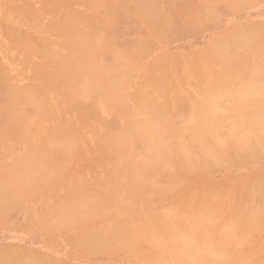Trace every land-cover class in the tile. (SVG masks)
Here are the masks:
<instances>
[{"label":"rangeland","instance_id":"obj_1","mask_svg":"<svg viewBox=\"0 0 264 264\" xmlns=\"http://www.w3.org/2000/svg\"><path fill=\"white\" fill-rule=\"evenodd\" d=\"M70 1L71 3H69ZM78 1L80 0H0V180L2 179L0 181V264H173V259L161 257V252L157 247L158 244L156 245L150 235H144L142 232L138 234V236H141L140 241L138 240L137 242L136 240L135 245L131 246V249L125 248V244L122 243V240L119 239V237L114 239L115 243H112L111 241V244H106V246H104V244L101 247V244H95V234L103 232L97 230H102L105 227L113 225V221L108 217L103 216L102 219L100 218L92 221L94 231H77L73 225L62 221L59 218V214L63 208L76 209L78 207L76 202L78 201L77 199L82 196L80 190V186L82 185L87 188L89 187L88 191L93 189L92 192H90V190L88 193L98 198L107 195L112 199L119 200L124 194V188L113 186L114 184L111 182V177H109L115 176L117 173L115 168L110 165L111 161L109 162V158L111 156L109 158L106 156L107 160H105L106 158L104 159V157L100 158L104 163L99 161L98 157L93 156L95 155L94 153H97V148L95 149L97 141L94 132L91 131L93 127L94 129L100 130V132H104L105 128H109L116 123L111 126V128L118 129V126L119 128L122 127L127 118L129 119L132 117L140 121H149L153 116H156L155 112H161V116L164 117L165 120H169L168 117H165L166 114L164 115L165 111L168 112L167 114L171 115L170 123L172 122L171 124L174 128L172 129L171 126H169L171 128L169 132L171 131L173 134H171V136L167 134V137H172V135L178 134L183 138H188V141H186V143L184 141H176L171 147L172 151L170 150V153H167L169 150H166L167 152L164 151L163 155L164 159H166V161H164L165 164L161 163L160 165L147 167V169H139L138 173L137 170L135 171L137 174L141 175H144L145 173L143 176L145 177V180L143 177L142 179L152 190L146 188L147 191L145 190L144 198L138 199L136 205L137 211L141 213L146 221H148L146 225H151L153 214L157 213L158 210L162 208L161 212L158 213L166 214L168 219L171 220V222L168 220L169 227L184 228L192 218V215L197 214L195 209L204 205L202 202L205 201V197L210 200L209 195L212 198V192H214L215 196L212 198V201L214 200L215 202L214 204L209 203L210 205L212 204L211 207L213 210L207 214L209 215V219H207L208 224L206 225L209 227L204 225L205 230L202 229L201 231H215L211 233L213 240H216L214 237L217 236L216 234L218 231H223L224 229L230 231H256V238L253 235L254 233L249 235V239L252 240L249 245L246 242L245 244L247 246H243L242 249L236 246L230 247L229 249L231 251L235 250V253H231L229 250L231 254L228 252V255H231V260H234L235 262L238 261L239 258H243L246 261L245 264H263L264 215L255 228L248 229L244 228L242 225L245 224L243 221L244 218H246L247 221H250L252 213H259V216L260 214H264V212L260 213V211L264 210V202L262 203V201H260H264V77L262 78V76H264V0H242L239 4L236 3L235 7L228 4L226 0ZM120 1L123 8L119 6L121 5L119 3ZM168 1H171V3H168ZM88 2L89 4H87ZM209 2L211 4L214 3L212 6L216 7L214 8L210 6L211 9L208 7L210 10L208 9L206 11V6H209ZM202 4H204L203 7L206 8L204 11L201 6ZM205 4L207 5L205 6ZM125 8L127 10H124ZM128 8H133L132 11L134 12L130 11ZM79 11L82 18L79 15ZM138 11L139 13H137ZM130 13H132V15H130ZM149 13H151L152 16ZM126 14H128V17H126ZM156 14L159 16H156ZM111 15L113 16L111 17ZM32 16L34 20L32 19ZM197 16L199 17L197 18ZM36 17H38V19H36ZM79 20L82 24L81 29H83L84 32H97V36L94 39L96 44L103 45L105 39H109L108 41H110L114 38L111 40L113 41L112 43L110 41V44L114 48V52L105 53V56L106 54L110 55V57L114 56V58L110 59L121 60L120 63H122L118 65H124L123 67L120 66V68L119 66H115L118 61L116 64L115 61L114 63L112 62L114 65H111L114 69H120V71H118L119 69L116 71L112 70V72L114 71L112 75H115L116 81L118 82H116V86L114 85L115 83L113 85L115 88L117 86L120 87H117L116 89L117 92H119L116 94L118 95L117 99L121 100L117 105L120 109L118 118L114 117L117 116V114L111 110L110 105L103 100L98 93H93L83 99L80 106L76 108L75 105L71 107L62 104L56 91L51 92V96H48L51 113L48 111L46 112L44 109H41L38 111L39 113H36L31 104H29L31 106H26L25 104L19 108L17 107L18 109L16 107H10V99L5 100L6 97L9 98L12 95H10V93H14L12 90L10 92V87L14 86L13 89L19 90V88L21 89L26 86L25 88L28 87L27 89H30V86L43 83V80H41V77L43 78V76L41 75V77H39L40 72L38 66L44 63L45 59L40 55L37 56L38 54L36 55L35 52L29 54L25 48L31 46L32 48L34 47L32 52L35 49L40 51L43 47L42 45L47 44L51 50V58L53 60V63H51L52 61L50 62L49 67H51L52 72L55 71L54 67H57L55 62L59 65V62H62L63 57L68 53L66 44L70 40L67 36V25L69 27L72 25L73 21ZM92 20L94 23H91L93 22ZM87 21L92 24V28L89 27ZM149 23L153 25L150 27ZM258 25L259 28L257 27ZM161 26L162 28L164 27V31ZM134 30L139 32L135 33L136 31L133 32ZM105 32L107 33L105 34ZM53 34H56V36ZM107 35L109 36L107 37ZM24 38L30 40H27L28 42L26 43ZM38 38L42 41L41 48L39 46L41 41H39ZM232 38H235V43L237 42L236 46L233 45L234 40ZM24 41L27 45H25ZM35 41L39 43H36ZM150 41H152V43H149ZM34 42L38 45H35ZM146 42L148 43L147 46ZM138 43L140 45H138ZM239 45L243 48L241 49ZM226 46L229 50L225 49ZM237 47L240 48L237 49ZM141 48L145 51L142 52L143 50ZM232 48H235L236 52L234 51V58L231 57L232 60H230V57L225 56L226 54L231 55L230 49ZM39 51L36 52L38 53ZM56 51L59 54H57ZM122 51L128 52L122 53ZM224 53L226 54L224 55ZM103 55L104 54L99 56L102 63H104L103 60L105 58ZM115 56H120L123 60L117 59ZM241 58L242 60L240 61ZM245 58L247 60H244ZM105 59L109 60L107 56ZM125 59L128 63L124 61ZM258 59H263L259 61L260 63L263 62L261 68ZM225 61L228 63L231 62L229 66ZM247 61V68H244L243 63H246ZM34 62L38 65L36 66ZM108 64H110V62ZM239 64H241L244 69L249 70V72H246L247 74L245 76H239L241 72L239 75L237 74L240 80L237 78L238 76L236 77L237 72L235 70L238 67H241ZM223 65L225 66L224 68H222ZM33 66H36L35 70ZM256 66H258L262 72H259L258 74H261H257L256 77H254L253 69H259ZM223 69L224 71H227L223 73ZM211 70L214 71V74ZM196 73L198 74L196 75ZM228 75H230V77H228ZM201 77H203V79ZM235 78L238 79L237 81H239V83L232 85V90L230 84ZM236 79L234 81H236ZM5 80L8 82V85L10 84V87L8 85V87L6 86L7 83L5 84ZM122 81H124V84L120 83ZM234 81L232 84L237 82ZM243 82L247 83L249 86H243L242 84V87L241 83ZM28 84L30 86H27ZM260 84H262V86ZM252 86L255 87L253 88ZM6 88V91L9 93H7L8 95H6V91L4 90ZM155 88L157 90H155ZM225 88L227 89L225 90ZM241 92L243 93V96ZM55 93L56 96H54ZM173 93H178L179 96L175 94L173 95ZM173 96L175 98L178 96L179 99L176 100L177 98L174 99ZM246 96L250 99H247ZM255 96H258V98ZM180 97H183L184 99ZM167 99L169 100V105L166 103ZM6 103H10V105H7ZM92 103L94 109L93 106L91 107ZM195 103L199 104L197 105L200 106V109L196 107ZM241 103L242 106L240 105ZM252 103H254L253 106ZM155 104L157 105L155 106ZM246 104H249V106ZM237 105L238 107H236ZM82 106L83 108L86 106L88 107L84 109L85 113L83 112L84 110ZM240 106V109L243 110L242 113L239 109ZM97 107L98 109H96ZM201 107H204L203 110ZM81 108L82 111L80 110ZM245 108H247V110ZM88 111H91V113H88ZM194 113L198 114L197 116L199 119ZM207 113H209L208 116ZM79 114L80 117L78 116ZM177 114L180 115L178 116ZM93 115L97 117L96 119L99 118L98 120L94 119L96 122L92 119V117L95 118ZM125 116L129 117L126 118ZM235 116L237 117L235 118ZM23 117L26 119H23ZM183 117L184 120H182ZM79 118L83 119L82 121H85L84 123H86V127L80 125L79 122L81 121H78L80 120ZM196 118L197 120H200L201 124L198 123L199 121L196 122ZM237 118H240L243 121L239 119V122ZM250 118L252 120L253 118H257V121L261 118L259 120L261 125H258L259 123L257 124L255 121V123L253 121L252 123ZM64 120L67 122L73 121L72 123H75L74 127H77L78 132L83 136V139L79 137L78 143L76 141V146H78L77 149L75 148V151H70L71 155L70 153L68 154V157L70 156L69 159L71 160L68 161L69 159H65L67 161L65 162L64 160L65 163L63 162L60 169L52 170L50 165L49 167L41 165L46 159L38 157H42L43 155L50 159L55 157V150L57 151L60 146L55 147V139L52 137L51 131L55 129V126L60 124V121ZM117 120L119 123H117ZM236 121L238 122L236 123ZM247 121L251 122L250 126V122L247 123ZM105 123L110 126L105 127ZM88 124H90L89 127H87ZM103 124L105 125L103 126ZM197 124H199L200 127H196ZM240 124L241 126L239 127ZM173 125H175V127ZM251 125L253 128L252 130L250 129ZM233 128H236L237 130L235 131ZM150 133H153V131H150ZM259 134L263 137L259 136ZM222 136L227 139L221 138ZM231 136H233L234 139H232ZM204 137L206 138L208 146H206V144L203 145L205 141L203 142L202 138ZM240 138L244 139V141ZM250 139L253 141V145ZM56 140L58 141V137ZM183 142L188 144L187 146L191 148L194 154H196L195 156L198 157L204 167L199 169V166L196 165L195 168L198 167L190 177L186 176V169H184L185 171L183 170V175L179 173V170L185 167V161L180 159L184 155L177 149V147L179 143ZM223 144L225 146H223ZM79 145L81 147H79ZM207 147L208 151L206 150ZM182 148L183 147H181V149ZM91 150H95L94 153L91 152ZM203 150L207 153L213 151L215 154H206L208 157L205 159L204 156L206 155H204L205 152L204 154L202 153ZM53 151L55 154H53ZM57 155H60V153L58 152ZM62 157L64 158V156H61V158ZM212 158L215 160L216 158L218 159L214 162ZM38 159L41 160L36 161ZM54 159L56 161L57 159L60 160L58 156ZM111 159L112 157L110 160ZM207 159L213 161L210 162ZM59 160L57 161L58 164L63 159ZM100 165H104L105 168H100ZM8 167L9 169L7 171ZM169 167L171 168L170 171H166V168L169 169ZM22 168L23 171L21 170ZM4 169L5 171H3ZM35 170L37 171L35 172ZM9 171L10 174L8 173ZM110 171L111 173L109 174L108 172ZM3 173L5 174L2 175ZM20 174L22 175V179ZM103 175L108 176V179L105 180L106 178ZM2 176L4 177L2 178ZM6 176H8V178ZM14 176H17L18 179L20 177V179L18 180L17 177L15 178ZM193 176H197V180H193ZM96 179L99 185L97 183L94 184ZM98 179H100V182H98ZM5 181L7 182L5 183ZM150 182H153V184ZM150 184H152L154 188L156 187V189L150 186ZM158 184L159 188L161 186L163 189L160 188L161 190H157ZM97 186H100L101 189ZM215 189H217V191H214ZM168 190H170L171 195L167 193ZM221 191L222 194H218L221 193ZM165 193L169 195L167 196ZM197 193L200 196L196 195ZM102 194L103 196H100ZM257 194L258 198L256 197ZM160 195L165 197L160 199ZM195 196L197 200L195 199ZM197 196L200 197V199L197 198ZM5 197H7L6 200ZM184 198L186 199L184 200ZM199 200L202 202L199 203ZM161 202L167 203L164 205ZM195 203L197 204V207L195 206ZM191 204L193 205V208H191ZM214 210H217L218 213ZM213 211L217 214L214 215V213H212ZM211 213L213 215H211ZM237 221L239 222L237 223ZM162 226H164V224H162ZM216 226L219 228L217 227V229ZM152 228V225L150 228L145 226L143 230L151 231L150 229ZM132 235L135 236L134 233ZM87 238H92L94 240L91 239L88 242ZM257 238L258 241H256ZM79 239L80 241H78ZM85 242L86 244H83ZM138 244L140 247H137ZM38 253L41 254L40 257ZM143 253H145V255ZM36 257L38 258L37 261ZM15 258L17 261H15ZM235 262L227 260L225 264H237Z\"/></svg>","mask_w":264,"mask_h":264},{"label":"bare ground","instance_id":"obj_2","mask_svg":"<svg viewBox=\"0 0 264 264\" xmlns=\"http://www.w3.org/2000/svg\"><path fill=\"white\" fill-rule=\"evenodd\" d=\"M82 0L78 1V2H81ZM118 1V0H117ZM136 1V0H135ZM209 1V0H208ZM207 1V2H208ZM212 1V0H211ZM215 1V0H214ZM242 0H226V2H228V4L232 5V6H236V3L239 4ZM139 2V1H138ZM171 3V1H168V3ZM71 3V1L69 2ZM121 4V1L119 2ZM117 3V4H119ZM140 3V2H139ZM206 3V2H204ZM210 3V2H209ZM207 3V4H209ZM73 4V3H72ZM89 4V2L87 3ZM205 4V6L207 5ZM214 3H210L209 6H206V8L203 7L204 4H202L201 6L203 7V11L204 9H206V11L209 9L208 7L212 6ZM171 5V4H170ZM248 5V4H247ZM112 6V5H110ZM119 6H123L122 4L119 5ZM125 6V5H124ZM89 7V6H88ZM117 7V6H116ZM139 7V6H138ZM137 7V8H138ZM152 7V6H151ZM175 7V6H174ZM212 7H216V6H212ZM92 8V7H91ZM123 8V7H122ZM105 9V8H104ZM118 9V8H117ZM116 9V10H117ZM130 9V11L133 10V8H128ZM136 9V8H135ZM134 9V10H135ZM211 9V7H210ZM209 9V10H210ZM119 10V9H118ZM123 10V9H122ZM124 10H127L126 8ZM137 10V9H136ZM144 10V8H143ZM104 11V10H103ZM121 11V10H120ZM142 11V9H141ZM145 11V10H144ZM177 11V10H176ZM205 11V12H206ZM77 12V11H76ZM82 12V11H81ZM98 12V11H97ZM101 12V10H100ZM107 12H110V11H107ZM134 12V11H132ZM202 12V11H200ZM22 13V12H21ZM128 13V12H127ZM136 13V11H135ZM139 13V11L137 12ZM95 14V13H94ZM98 14V13H97ZM96 14V15H97ZM100 14V13H99ZM151 15V13H149ZM199 14V13H198ZM202 14V13H201ZM38 15V14H37ZM76 15V13H75ZM79 15H80V11H79ZM87 15V14H86ZM123 15V14H122ZM127 15V16H126ZM124 16L128 17V14H126ZM130 15H132V13H130ZM200 15V14H199ZM64 16V15H63ZM84 16V15H83ZM113 15H111L112 17ZM138 16V15H137ZM152 16V15H151ZM156 16H159L156 14ZM189 16V15H188ZM216 16V15H214ZM35 17V16H34ZM74 17V16H72ZM76 17V16H75ZM81 17V15H80ZM86 17V16H85ZM96 17V16H94ZM199 16H197L198 18ZM82 18V17H81ZM80 18V19H81ZM117 18V17H116ZM196 18V17H195ZM196 18V19H197ZM205 18V17H204ZM32 19H33V16H32ZM36 19H38V17H36ZM76 19V18H75ZM84 19V17H83ZM87 19V18H86ZM201 19V18H200ZM34 20V19H33ZM105 20V19H104ZM118 20V19H117ZM156 20V19H155ZM161 20V18H160ZM206 20V19H205ZM93 21V20H92ZM102 21V20H101ZM100 21V22H101ZM111 21V20H110ZM199 21V20H198ZM84 22V21H83ZM88 22V21H87ZM99 22V23H100ZM203 22V20H202ZM85 23V22H84ZM89 23V27L92 28V24ZM86 23V24H88ZM91 23H94L91 22ZM169 23V22H168ZM257 23V22H256ZM55 24V23H54ZM111 24V22H110ZM137 24V23H136ZM150 24V23H149ZM158 24V23H157ZM192 24V23H191ZM64 25V24H63ZM81 22L80 20L79 21H73L72 22V25L68 27L67 25V31H68V38H69V42H67L66 44V49L68 50V53L66 54V56L63 57V61L62 62H59V65H57V62H55L56 64V68L54 67L55 71H51V67H49V64L50 62L53 63V60H52V54H51V50L49 49V47L47 46V44H44L42 45L43 47L41 48V44H42V41L41 43L39 42H36V43H39L40 45V48L41 50H37L35 49L36 51H39L38 53L34 50L32 52V48L31 46H27L25 48V50H27L29 52V54H33L34 52L36 53L37 56H41L45 59L44 63L40 64L38 67H39V77H41V75L43 76V78L41 77V80H43V83L40 84V85H34V86H30L29 84L27 86H30V89H27L25 87L23 88H19L18 89H13L14 86L10 87L8 85V82L5 80V84L6 86L8 85L10 88V92L12 90V92L14 93H10V96L9 98L6 97L5 100H9V102L11 103H6L7 105L9 104L10 107H20V106H23L26 104V106H31L35 109L36 113H39L38 111H40L41 109H44L46 110V112L48 111L49 113H51V107H50V101L48 99V96H51V92H55L57 93V96H59V98L61 99V103L62 104H66L67 106H76L79 107L80 106V103L82 102L83 99L87 98L88 96H90L91 94L93 93H98L101 98L103 100H105L111 107V110L113 112H115L117 114V116H114L116 118H118V113L120 114V109L119 107H117L118 105V102L121 101L118 98V95H116L117 93V86L115 88V86L117 85V81H116V77L115 75H112V73L116 70H118L121 67H123L124 65H118V64H121L120 61L121 60H115V59H110V58H114V56L110 57V55L106 54L107 58L108 59H105L106 56H105V53H111V52H114V48L113 46L110 44V41L114 38H112L110 41H108L109 39H105V42L104 44L100 45V44H96L94 39L95 37L97 36V32H84L83 29H81ZM85 25V24H84ZM83 25V26H84ZM96 25V24H95ZM113 25V24H112ZM115 25V24H114ZM153 25V24H152ZM151 24L149 25L150 27L152 26ZM161 25V24H160ZM171 25V24H170ZM255 25V24H254ZM253 25V26H254ZM257 25V24H256ZM60 26V25H59ZM158 26V25H156ZM249 26V25H248ZM49 27V26H48ZM54 27V26H53ZM111 27V26H110ZM109 27V28H110ZM155 27V26H154ZM250 27V26H249ZM259 28V25L257 26ZM162 28V26H161ZM164 28V27H163ZM162 28V30H163ZM191 28V27H190ZM252 28V26H251ZM90 29V28H89ZM95 29V28H93ZM141 29V28H140ZM168 29V28H167ZM254 29V28H253ZM91 30V29H90ZM97 30V29H96ZM103 30V29H102ZM143 30V29H142ZM160 30V29H159ZM157 30V31H159ZM193 30V29H192ZM241 30V29H240ZM248 30V29H246ZM16 31V29H15ZM61 31V30H60ZM106 31V30H105ZM132 31V30H131ZM136 31V32H135ZM164 31V30H163ZM254 31V30H252ZM251 31V33H252ZM259 31V30H258ZM257 31V32H258ZM51 32V31H50ZM59 32V30H58ZM133 32L135 33H138L139 31L137 30H134ZM132 32V33H133ZM165 32H166V29H165ZM237 32V31H235ZM240 32V31H239ZM245 32V31H244ZM10 33H12L10 31ZM107 32H105L106 34ZM143 33V32H141ZM164 33V32H162ZM246 33V32H245ZM30 34V33H29ZM57 34V33H56ZM56 34H53L56 36ZM61 34V33H59ZM66 34V33H65ZM254 34V32H253ZM264 34V33H263ZM9 35V34H8ZM13 35V33H12ZM20 35V34H19ZM31 35V34H30ZM111 35V34H109ZM107 35V37L109 36ZM236 35V34H235ZM261 35V34H260ZM114 36V34H113ZM252 36V35H251ZM249 36V37H251ZM254 36V35H253ZM21 37V36H20ZM27 37V36H26ZM115 37V36H114ZM118 37V36H117ZM263 37V36H262ZM30 38H33V37H30ZM66 38V37H65ZM231 38V37H230ZM247 38H248V35H247ZM117 39V38H116ZM233 40L235 38H232ZM244 39V38H243ZM263 39V38H262ZM24 40L26 41V43L30 40H27L24 38ZM33 40V39H32ZM36 40V38H35ZM118 40V39H117ZM264 40V39H263ZM23 41V39H22ZM24 41V43H25ZM34 41V40H33ZM32 41V42H33ZM11 42V41H10ZM9 42V43H10ZM34 42V44H35ZM113 41H111L112 43ZM116 42V41H115ZM114 42V44H115ZM17 43V42H16ZM23 43V42H21ZM25 43V45H27ZM147 43V42H146ZM149 43H152V41H150ZM237 43V42H236ZM236 43H235V40H234V43L233 45L236 46ZM130 44V43H129ZM131 44H134V43H131ZM136 44V43H135ZM22 45V44H21ZM24 45V44H23ZM35 45H38V44H35ZM118 45V44H117ZM124 45V44H123ZM128 45V44H127ZM138 45H140L138 43ZM148 45V43L146 44V46ZM238 45V44H237ZM18 46H19V43H18ZM38 46V47H39ZM132 46V45H131ZM130 46V47H131ZM145 46V44H144ZM154 46V45H153ZM223 46V45H222ZM240 46V45H239ZM143 47V46H142ZM158 47V46H157ZM241 47V46H240ZM240 47H237L240 48ZM116 48V47H115ZM133 48V47H132ZM152 48V47H151ZM155 48V47H154ZM236 48V47H235ZM230 49V54L231 55H228L226 53H224V55L226 54L225 57H230L229 59L232 60L231 57L234 58L233 54H235L236 52V49ZM243 47H241L242 49ZM21 49V47H20ZM122 49V48H121ZM120 49V50H121ZM140 49V48H139ZM142 49V48H141ZM227 49V46L226 48ZM224 49V50H225ZM246 49V48H245ZM143 50V49H142ZM141 50V51H142ZM229 50V49H227ZM226 50V51H227ZM240 50V49H239ZM145 50H143L142 52H144ZM148 51V50H147ZM235 51V52H234ZM241 51V50H240ZM239 51V52H240ZM125 52L127 53L128 51H122V53ZM223 52V51H221ZM233 52V53H231ZM57 54H59L57 51H56ZM124 53V54H125ZM28 54V53H27ZM103 55L104 58V63L101 62V60L99 59V56L100 55ZM130 54V53H129ZM127 54V55H129ZM137 54V53H136ZM221 54V53H220ZM238 54V53H237ZM5 55V54H4ZM55 55V54H54ZM228 55V56H227ZM3 56V55H2ZM28 57V56H27ZM40 57V58H41ZM117 59H122L120 56H115ZM129 57H131L129 55ZM39 58V57H38ZM249 59V58H248ZM106 60V61H105ZM113 60V61H112ZM123 60V59H122ZM235 60V59H233ZM242 60V58L240 59V61ZM244 60H247L246 58ZM260 60H263V59H258V62ZM115 61V64L118 63L115 65V66H119L118 69H114L113 66L111 65H114ZM125 62L126 59L124 60ZM250 61V60H249ZM264 61V60H263ZM25 62V61H24ZM110 62V64H108ZM113 62V63H112ZM243 62V61H242ZM241 62V63H242ZM35 63V62H34ZM128 63V62H127ZM224 63V62H223ZM225 63L227 64L228 62L225 61ZM224 63V64H225ZM231 62L228 63V66ZM247 63V64H246ZM246 63H243V67L247 68V65H248V61ZM213 64V63H212ZM211 64V65H212ZM246 64V65H245ZM260 68H261V64L260 63ZM36 65V63H35ZM38 65V64H37ZM36 65V66H37ZM210 65V63H209ZM241 66V64H239ZM264 65V64H263ZM27 66V65H26ZM35 66V67H36ZM142 66V65H141ZM24 67V66H23ZM22 67V68H23ZM34 67V66H33ZM35 67H34V70H35ZM37 67V68H38ZM225 66L223 65L222 68H224ZM227 67V66H226ZM242 66L240 68L239 67L236 70V77L239 75H243L245 76L247 73L246 72H249L248 69H244ZM257 68H259L258 66H256ZM263 67V66H262ZM140 68V67H139ZM253 69V72H254V77H256V75L259 73V72H262L260 71L261 69ZM264 68V67H263ZM26 69V68H25ZM231 69V68H230ZM229 69V70H230ZM1 70V68H0ZM112 70H114L112 72ZM214 70V69H213ZM222 70V69H221ZM228 70V68H227ZM227 70L224 71L223 69V73L226 72ZM248 70V71H247ZM120 71V69L118 70ZM203 71V70H202ZM212 71V70H211ZM231 71V70H230ZM2 72L4 73V71L2 70ZM213 74H214V71H212ZM264 73V71H263ZM262 73V74H263ZM7 74V73H6ZM37 74V73H36ZM35 74V75H36ZM198 73H196L197 75ZM231 74V73H230ZM238 74V75H237ZM261 74V73H260ZM258 74V75H260ZM224 76V74H223ZM239 76L237 78H239ZM262 76V75H261ZM5 77V76H3ZM197 77V76H196ZM219 77V76H218ZM228 77H230V75H228ZM264 76H262L263 78ZM161 78V76H160ZM159 78V79H160ZM203 79V77H201ZM258 78V77H257ZM260 78V77H259ZM119 79V78H118ZM123 79V78H121ZM158 79V80H159ZM215 79V78H213ZM218 79V78H217ZM223 79V78H222ZM231 79V78H230ZM236 79V78H235ZM234 79V80H235ZM8 80V79H7ZM182 80V79H181ZM198 80V78H197ZM219 80V79H218ZM233 80V81H234ZM238 79H236L237 81ZM240 80V78H239ZM251 80V79H249ZM262 80V79H261ZM264 80V78H263ZM200 81V80H199ZM232 81V83H233ZM234 81V82H236ZM253 81V79H252ZM251 81V82H252ZM256 81V80H254ZM117 82V83H116ZM124 81L120 82V83H123ZM221 82V81H220ZM257 82V81H256ZM115 83V84H114ZM216 83V82H215ZM226 83V82H225ZM230 84L231 86L232 85H235L237 83H239V81H237L236 83L234 84ZM254 83V82H252ZM115 86H114V85ZM124 84V83H123ZM163 84V83H162ZM191 84V83H190ZM249 86L247 85V83H241V86ZM255 84V83H254ZM259 84V83H258ZM219 85H222V84H219ZM262 86V84H260ZM7 86V87H8ZM242 86V87H243ZM251 86V85H250ZM257 86V85H256ZM22 87V86H21ZM32 87V88H31ZM164 87V86H162ZM193 87V86H192ZM240 87V85H239ZM241 87V88H242ZM253 87V86H252ZM255 87V86H254ZM253 87V88H254ZM12 88V89H11ZM120 88V87H119ZM173 88V86H172ZM213 88V87H212ZM217 88V87H216ZM233 88V86L231 87V89ZM249 88V87H248ZM258 88V87H257ZM262 88V87H261ZM23 89V90H22ZM160 89V88H159ZM177 89V88H176ZM227 88H225L226 90ZM247 89V88H245ZM244 89V90H245ZM263 89V88H262ZM5 91L7 90L4 89ZM121 90V89H120ZM155 90H157L155 88ZM161 90V89H160ZM203 90V89H202ZM214 90V89H213ZM230 90V88H229ZM233 90V89H232ZM240 90V89H239ZM251 90V89H250ZM162 91V90H161ZM160 91V93H161ZM175 91V90H174ZM173 91V92H174ZM204 91V90H203ZM236 91V90H235ZM241 91V90H240ZM243 91V90H242ZM256 91V90H255ZM4 92V91H3ZM227 92V91H226ZM6 95H8L9 93L6 91L5 92ZM8 93V94H7ZM56 93L54 94V96H56ZM121 93V92H120ZM163 93H164V90H163ZM237 93V92H235ZM242 93V92H241ZM124 94V93H123ZM156 94V93H155ZM178 95V93H173V95ZM190 94V93H189ZM203 94V93H202ZM228 94V93H227ZM95 95V94H94ZM239 95V94H238ZM237 95V96H238ZM256 95V94H255ZM123 96V95H122ZM179 96V95H178ZM176 96V98L173 96L174 99L178 100L179 97ZM191 96V95H190ZM242 96H243V93H242ZM245 96V95H244ZM159 97V96H157ZM184 97V96H183ZM183 97H180V98H183ZM247 97V96H246ZM250 97V95H249ZM253 97V96H252ZM258 98V96H255ZM261 97V96H260ZM96 98V97H95ZM193 98V97H191ZM216 98V97H215ZM237 98V97H236ZM251 98V97H250ZM247 97V99H250ZM121 99V98H120ZM153 99V98H152ZM184 99V98H183ZM194 99V98H193ZM252 99H256V98H252ZM195 100V99H194ZM243 100V99H242ZM87 101V100H86ZM90 101V100H89ZM167 104H168V99L166 100ZM174 101V100H173ZM186 101V100H185ZM245 101H246V98H245ZM250 101V100H249ZM123 102V100H122ZM154 102V101H153ZM176 102V101H175ZM182 102V101H181ZM197 102V101H196ZM235 102V101H233ZM242 102V101H241ZM91 103V102H90ZM121 103V102H120ZM119 103V104H120ZM170 103V102H169ZM199 103V102H198ZM198 103H195L196 107H198L200 109V106H198L199 104ZM236 103H239V102H236ZM243 103V102H242ZM242 103L240 104L242 106ZM256 103V102H255ZM31 104V105H29ZM180 104V103H179ZM189 104V103H188ZM198 104V105H197ZM251 104V102H250ZM154 105V104H153ZM157 104H155L156 106ZM169 105V104H168ZM184 105V104H183ZM239 105V104H238ZM238 105L236 107H238ZM244 105V104H243ZM247 106H249V104H246ZM245 105V106H246ZM254 105V103H252V106ZM84 106V105H83ZM82 106V108H83ZM93 106V103L91 105V107ZM179 106V105H178ZM185 106V105H184ZM187 106V105H186ZM241 106L239 107V109L241 108ZM87 107V106H86ZM84 107L83 110L86 108ZM159 107V106H157ZM8 108V107H7ZM17 108V109H18ZM28 108V107H26ZM31 108V107H30ZM58 108V107H57ZM70 108V107H69ZM68 108V110H69ZM82 108L80 109L82 111ZM88 108V107H87ZM121 108V107H120ZM169 108V107H167ZM180 108V107H179ZM202 108V107H201ZM204 108V107H203ZM202 108V110H203ZM206 108V107H205ZM250 108V107H248ZM32 109V108H31ZM61 109V108H60ZM74 109V107H73ZM93 109H94V106H93ZM92 109V110H93ZM98 109V107L96 108ZM102 109V107H101ZM171 109V108H170ZM176 109V108H175ZM189 109V108H187ZM191 109V107H190ZM197 109V110H199ZM247 110V108H245ZM245 109H244V112H245ZM27 110V109H26ZM72 110V109H71ZM79 110V111H80ZM90 110V108H89ZM138 110V109H136ZM143 110V109H142ZM164 110V109H163ZM208 110V109H206ZM211 110V109H210ZM209 110V111H210ZM241 110V113L243 112L242 109ZM76 111V110H75ZM109 111V110H108ZM158 111V110H157ZM169 111V110H168ZM193 111V110H192ZM205 111V110H204ZM224 111V109H223ZM12 112V111H11ZM14 112V111H13ZM66 112V111H65ZM85 113V110L83 111ZM82 112V113H83ZM91 113V111H88V113ZM97 112V110H96ZM199 112V111H198ZM207 112V111H206ZM216 112V111H215ZM227 112V111H225ZM239 112V111H238ZM7 113V112H6ZM70 113V111H69ZM81 113V114H82ZM93 113V112H92ZM168 112L165 111L164 112V115L165 117H168L169 120H165L164 117L161 116V112H155L156 116L152 117L151 120L149 121H140V120H137V119H134V118H127L129 116H125L127 118V120H125V123H123L122 127L119 128L118 126V129H112L111 126L115 125L116 123H114L113 125H106L103 124V126L105 125V127L107 126H110L109 128H105V131L104 132H100V130H97V129H93L91 131L94 132V136L96 138V141H97V146H95V149L97 148L96 152L97 153H94L95 150H91V152H93L95 155H93L94 157H98L99 158V161L100 158L104 157V159L106 158V156H108V158L111 156L112 159L110 160L109 158V162L111 161V166H113L116 170V175L115 176H108L111 177V182L112 184H114L113 186H119V187H122L124 188V194L122 196L121 199L117 200V199H112L111 197H108L107 195H104V197H101V198H98V197H94L92 195H90L88 192L91 190L88 191V188L84 185L80 186V190H81V193H82V196H80L76 202L77 204V208H63L59 214V218L62 220V221H65V222H68L70 223L71 225H73V227L77 230V231H94L93 229V222L94 220H98V219H102L103 216L105 217H108L109 219H111V221H113V225L109 226V227H105L103 228L102 230H97V231H103V232H98L95 234V244L96 243H99L101 244V247L102 245L106 246V244H111V241L112 243L114 242V239L115 238H118L122 240V243L125 244L122 245L124 246L125 248H128V249H131V246H134L135 243H136V240L138 242V240L140 241V235L138 236V234H140V232L144 233V235H150L154 242L156 243V245L158 244V248L161 252V257L163 258H166V259H173V264H225L228 261H233L235 262L234 260H231V257L228 255V252H229V248L230 247H233V246H236V247H240L242 249L243 246H247L245 243L247 242L248 245L250 244V242L252 240L249 239V235L250 234H253L256 238V234L255 232L256 231H230V230H226L224 229L223 231H218V233L216 234L217 236L214 237V239L216 240H213V236L211 235L212 232H215V231H201L202 229H204V225L208 224L207 222V219H209V215H207L208 213L211 212L212 207L211 205L214 204V200L212 201V198H214V192H212V198L211 196L209 195V199L208 200L206 197H205V201H201L204 205L198 207V209H195L197 214L196 215H192V218L188 221V223L184 226V228H180V227H169V221L171 222L170 219H168V217L166 216V214H159L158 212H161V209L158 210L157 213H154L153 214V219H152V222H151V225L153 226L152 229H150L151 231H144L143 229L145 228V226L147 227H151V225H146L148 221L145 220L144 217H142L141 213H139L137 211V202H138V199H141V198H144V194H145V190L146 188H149L151 190V187L148 186V184L144 181L145 180V177H143L145 175H141V174H137L138 173V170L139 169H147V167H150V166H153V165H160L161 163H164V161H166V159H164V155H163V152L166 151V150H169L167 153H170L172 151L171 147L173 146V144L176 142V141H184L186 143V141H188V138L186 139V137H182V136H179L178 134L177 135H172V137H169L171 136V131L169 132V130L174 129L172 127V122L170 123V114H167ZM218 113V112H217ZM220 113V112H219ZM250 113V112H249ZM102 114V113H101ZM125 114V113H124ZM123 114V116H124ZM129 114V113H127ZM148 114V113H147ZM196 114V113H194ZM209 113H207V116H208ZM7 115V114H6ZM24 115V114H22ZM83 115V114H82ZM91 115V114H90ZM97 115V114H96ZM98 115H99V112H98ZM97 115V116H98ZM104 115V114H103ZM145 115V114H143ZM175 115V114H174ZM178 115V114H177ZM180 115V114H179ZM178 115V116H179ZM198 114H196V117L199 119V117L197 116ZM219 115V114H218ZM80 117V114L78 115ZM86 116V115H85ZM88 116V114H87ZM95 118L92 117L93 121L95 120H98L96 119L97 117L95 115H93ZM131 116V114H130ZM261 116V115H260ZM36 117V116H35ZM175 117V116H174ZM237 116H235L236 118ZM240 117V115H239ZM7 118V117H6ZM90 118V117H88ZM108 118V117H107ZM110 118V117H109ZM123 118V117H122ZM172 118V117H171ZM196 118V122L199 121L198 123H200V120H197ZM23 119H26L23 117ZM78 119V118H77ZM80 119V118H79ZM91 119V118H90ZM95 119V120H94ZM111 119V118H110ZM125 119V118H123ZM238 119V118H237ZM240 119V118H239ZM238 119V120H239ZM245 119V118H243ZM251 119V118H250ZM261 119V118H260ZM259 119V120H260ZM83 119H80L78 121H81L79 122L80 125H84V127H86V123H84L85 121H82ZM115 120V119H114ZM178 120V119H177ZM184 120V117L183 119ZM181 120V121H182ZM208 120V118H207ZM230 120V119H229ZM235 120V119H234ZM242 120V119H240ZM239 120V122H240ZM259 120L257 121V118H253V120L251 119V122L255 121L258 125H261L259 122ZM18 121V120H17ZM71 121V120H70ZM104 121V120H103ZM108 121V120H107ZM111 121V120H110ZM118 121V120H117ZM179 121V120H178ZM180 121V122H181ZM243 121V120H242ZM73 122V121H72ZM72 122H67V121H60V124L55 126V129H53L51 132H52V137H54L55 141H54V145L55 147L56 146H60V148L53 154H55V157L58 156V158H60V161L59 159H57V161L59 160V164L57 163V161L54 159L55 157H53V159H50L48 158L47 156H42V157H38V158H41V159H46L44 161L43 164L41 165H46L49 167V165L52 167L51 169L52 170H58L60 169V167L63 165V162L65 159H69L70 156L68 157V154L70 153V151L74 150L75 151V148L77 149L78 146H76V141L78 143V139L79 137H81L83 139V136H81L78 132V129L77 127H74L75 123L73 124ZM96 122V121H95ZM105 122V121H104ZM109 122V121H108ZM116 122V121H115ZM190 122V121H189ZM193 122V121H192ZM229 122V121H228ZM238 121H236L237 123ZM250 122V121H247V123ZM251 122L249 123V126L251 124ZM252 122V123H253ZM254 122V123H255ZM19 123V122H18ZM21 123V122H20ZM119 123V121L117 122ZM179 123V122H177ZM183 123V122H182ZM226 123V122H225ZM244 123V122H243ZM246 123V122H245ZM246 123V124H247ZM168 124V125H167ZM170 124V125H169ZM174 124V123H173ZM181 124V123H180ZM199 124L196 125V127H200ZM242 124V123H241ZM241 124L239 125V127L241 126ZM90 124H88L87 127H89ZM179 125V124H178ZM207 125V124H206ZM254 125V124H253ZM257 125V126H258ZM7 126V125H6ZM22 126V125H21ZM73 126V127H72ZM168 126V127H167ZM171 126V128L169 127ZM175 127V125H173ZM179 127V126H177ZM255 127V126H254ZM74 128V129H73ZM249 128V127H248ZM218 129V128H217ZM235 131L237 130L236 128H233ZM250 129L252 130V125L250 127ZM249 129V130H250ZM256 129V127H255ZM176 130V129H175ZM175 130H172V131H175ZM260 130V129H259ZM150 131H153V133H150ZM178 131V130H177ZM189 131V130H188ZM187 131V132H188ZM234 131V132H235ZM90 132V131H89ZM217 132V130H216ZM233 132V133H234ZM253 132V131H251ZM87 133V131H86ZM176 133V132H175ZM214 133V132H213ZM254 133V132H253ZM42 134V133H41ZM79 134V135H78ZM167 134H169V136L167 137ZM218 134V132H217ZM212 135V134H211ZM6 136V135H5ZM4 136V137H5ZM49 136V135H48ZM259 136H262L261 134H259ZM3 137V136H2ZM7 137V136H6ZM58 137V141L56 140V138ZM90 137V136H89ZM232 139L233 136H231ZM258 137V136H257ZM263 137V136H262ZM261 137V139H262ZM198 138V137H197ZM205 138V137H204ZM203 139V142L205 141V143H203V145L206 144V138ZM221 138L223 139H227L225 138L224 136H222ZM244 138V137H243ZM7 139V138H6ZM196 139V137H195ZM242 139V138H240ZM239 139V141H240ZM259 139V138H258ZM3 140V139H2ZM220 140V138H219ZM219 140H216V141H219ZM222 140V139H221ZM244 141V139H242ZM257 140V139H255ZM263 140V139H262ZM86 141V140H85ZM195 141V140H194ZM208 141V140H207ZM223 141H226V140H223ZM246 141V140H245ZM250 141L252 142V145H253V141L250 139ZM261 141V140H260ZM264 141V140H263ZM262 141V142H263ZM179 143L177 149L182 152V154L184 156H182L180 159L185 161V167L181 168L179 170V173L180 174H184L183 173V170L186 169L185 173H186V176L190 177L191 174H193L197 167L199 166V169L200 168H204L201 164V162L199 161L198 157H196L194 154V152L191 150V148H189L187 145L188 144H185V143ZM230 142V141H228ZM238 142V141H236ZM248 142V141H247ZM246 142V144H247ZM3 143V142H2ZM219 143V142H218ZM223 143V142H222ZM221 143V144H222ZM226 143V142H225ZM224 143V144H225ZM234 143V142H233ZM221 144H220V147H221ZM223 144V146H225ZM227 144V143H226ZM264 144V142H263ZM76 147H75V146ZM219 145V144H218ZM251 145V144H250ZM210 146V145H209ZM222 146V147H223ZM245 146V145H244ZM79 147H81L79 145ZM88 147V146H87ZM181 147H183L181 149ZM191 147V146H190ZM74 148V149H73ZM205 148V147H204ZM253 148V146H252ZM42 149V148H41ZM40 149V150H41ZM50 149V148H49ZM89 150V149H88ZM171 150V151H170ZM206 150L208 151V147L206 148ZM212 150V149H211ZM249 150V148H248ZM250 151V150H249ZM60 153V155H57V153ZM205 152V154H204ZM91 153V154H93ZM201 153V152H200ZM204 155L206 154H215L213 151H209V153H207L205 150H203L202 152ZM243 153V151H242ZM254 153V152H253ZM48 154V153H46ZM202 154V155H203ZM241 154V153H240ZM71 155V153H70ZM24 156V155H23ZM35 156V154H34ZM60 156V157H59ZM61 156H64V158ZM201 156V155H200ZM257 156V155H256ZM25 157V156H24ZM27 157V156H26ZM29 157V156H28ZM66 157V158H65ZM92 157V155H91ZM205 159L208 157L207 155L204 156ZM212 157V155H211ZM219 157V156H218ZM84 158V157H83ZM140 158V159H139ZM240 158V156H239ZM41 159H38L36 161H39ZM48 159V160H47ZM210 159V158H209ZM214 160V162L218 159L216 158V160L214 158H212ZM53 162H51V161ZM71 159H69L68 161H70ZM95 160V159H94ZM98 160V159H97ZM107 160V158L105 159ZM198 160V161H197ZM208 160V159H207ZM213 160H208L210 162H212ZM35 161V162H36ZM55 161V162H54ZM67 160H65L66 162ZM96 161V160H95ZM64 162V163H65ZM86 162V161H85ZM102 162V161H101ZM19 163V162H17ZM88 163V162H86ZM104 163V162H102ZM205 163V162H204ZM203 163V164H204ZM217 163V162H216ZM219 163V162H218ZM20 164V163H19ZM69 164V162H68ZM66 164V165H68ZM165 164V163H164ZM17 165V164H15ZM22 165V164H21ZM198 165L196 168L195 166ZM9 166V164H8ZM24 166V165H23ZM101 167L100 168H105L104 165H100ZM217 166V165H216ZM15 167V166H14ZM27 167V166H26ZM30 167V166H29ZM33 167V166H32ZM47 167V168H48ZM65 167V166H64ZM167 167V166H165ZM171 167V166H170ZM166 168V171H170V168ZM13 168V167H12ZM11 168V169H12ZM19 168V166H18ZM25 168V167H24ZM37 168V167H36ZM34 168V169H36ZM211 168V167H210ZM9 167L7 168V171H8ZM10 169V170H11ZM16 170V169H15ZM23 171V168L21 169ZM39 170V168H38ZM137 170V173L135 172ZM173 170V169H172ZM5 171V169L3 170ZM12 171V170H11ZM20 171V170H19ZM26 171V170H25ZM37 170H35L36 172ZM108 171V170H106ZM34 172V171H33ZM173 172V171H172ZM10 174V171L8 172ZM13 173V172H12ZM25 173V172H23ZM22 173V174H23ZM29 173V172H28ZM109 174L111 173L108 172ZM5 173H3L2 175H4ZM8 174V175H9ZM18 174V173H17ZM52 174V173H51ZM14 175V174H13ZM21 176V179H22V175L20 174ZM26 176V175H24ZM28 176V175H27ZM104 176V175H103ZM102 176V177H103ZM108 176H104L105 180H107ZM4 176H2L3 178ZM8 178V176H6ZM15 178L17 176H14ZM142 177L144 178V180L142 179ZM197 176H193V180L196 179ZM18 179V177H17ZM20 179V177H19ZM18 179V180H19ZM24 179V178H23ZM36 179V178H35ZM82 179V178H80ZM102 179V180H104ZM2 180V179H1ZM0 180V181H1ZM4 180V179H3ZM6 180V179H5ZM10 180V179H8ZM13 180V179H12ZM34 180V179H33ZM197 180V179H196ZM31 181V180H30ZM7 181H5L6 183ZM13 182V181H11ZM16 182V181H15ZM40 182V181H39ZM71 182V181H70ZM98 182H100V179H98ZM102 182V181H101ZM41 183V182H40ZM97 183V179L95 180L94 184ZM110 183V182H108ZM153 184V182H150ZM155 183V182H154ZM159 183V182H158ZM2 184V183H1ZM8 184V183H7ZM14 184V183H13ZM16 184V183H15ZM22 184V182H21ZM62 184V183H61ZM92 184V183H91ZM98 184V183H97ZM150 184V186L153 187V185ZM156 184V183H155ZM154 184V185H155ZM162 184V183H161ZM4 185V184H3ZM19 185V184H17ZM99 185V184H98ZM103 185V183H102ZM8 186V185H7ZM101 186V185H100ZM100 186H97L101 189ZM104 186V185H103ZM102 186V187H103ZM156 186V185H155ZM157 190H161L160 188L163 189V187L160 186L159 188V184L157 185ZM257 186V184H256ZM111 187V186H110ZM11 188V187H10ZM105 188V187H104ZM115 188V187H114ZM154 188V187H153ZM165 188V187H164ZM22 189V187H21ZM113 189V187H112ZM149 189H148V192H149ZM156 189V187L154 188ZM255 189V188H254ZM261 189V188H260ZM1 190V189H0ZM93 190V189H92ZM92 190L90 192H92ZM96 190V189H95ZM227 190V189H226ZM257 190V189H255ZM7 191V190H6ZM147 191V190H146ZM152 191V190H151ZM154 191V190H153ZM214 191H217V189H215ZM228 191V190H227ZM226 191V192H227ZM261 191V190H260ZM100 192V191H99ZM108 192V191H107ZM164 192V191H163ZM13 193V191H12ZM96 193V192H95ZM170 195V190H168V192ZM239 193V192H238ZM8 194V193H7ZM72 194V193H71ZM109 194V193H108ZM164 194V193H162ZM161 194V195H162ZM166 194V193H165ZM169 194H166L167 196ZM206 194V193H204ZM208 194V193H207ZM218 194H222V191L221 193H218ZM217 194V195H218ZM160 195V196H161ZM187 195V194H186ZM198 195V193L196 194ZM262 195V194H261ZM6 196V194H5ZM9 196V195H8ZM100 196H103L100 195ZM184 196V195H183ZM188 196V195H187ZM200 196V195H198ZM200 199V197H198ZM208 196V195H207ZM235 196V195H234ZM258 196V194L256 195V197ZM260 196V195H259ZM165 197V196H164ZM163 196L160 197L161 198H164ZM255 197V198H256ZM7 197H5V200H6ZM111 198V199H109ZM154 198V197H153ZM180 198V197H179ZM183 198V197H182ZM247 198V197H246ZM255 198H254V201H255ZM258 198V197H257ZM4 199V197H3ZM186 198H184L185 200ZM195 199H196V196H195ZM252 199V198H251ZM263 199V198H262ZM145 200V199H144ZM149 200V199H148ZM156 200V199H155ZM197 200V199H196ZM234 200V199H233ZM3 201V200H2ZM1 201V202H2ZM15 201V200H14ZM22 201V200H21ZM20 201V202H21ZM70 201V200H69ZM147 201V199H146ZM153 201V200H152ZM158 201V200H157ZM156 201V203H157ZM194 201V199H193ZM262 201V203L264 202L263 200H260ZM259 201V202H260ZM13 202V200H12ZM74 202V201H73ZM142 202V201H141ZM184 202V201H183ZM198 202V201H197ZM200 200H199V203H201ZM63 203V202H62ZM149 203V201H148ZM162 204L165 205V203L161 202ZM186 203V201H185ZM209 203H212L211 205ZM159 204V203H158ZM187 204V203H186ZM58 205V204H57ZM160 205V204H159ZM192 205V204H191ZM199 205V204H198ZM157 206V205H156ZM162 206V205H160ZM195 206L197 207V204L195 203ZM220 206V205H219ZM218 206V207H219ZM232 206V204H231ZM188 207V206H187ZM234 207V206H233ZM257 207V206H256ZM260 207V206H259ZM62 208V207H60ZM191 208H193V205L191 206ZM221 208V206H220ZM147 209V208H146ZM166 209V208H165ZM255 209V207H254ZM264 209V208H263ZM2 210V209H1ZM256 210V209H255ZM254 210V211H255ZM215 212H217V210H214ZM214 211L212 213H214ZM236 211V210H235ZM234 211V212H235ZM155 212V211H154ZM166 212V211H165ZM185 212V211H183ZM195 212V211H194ZM221 212V211H220ZM233 212V213H234ZM259 212V211H257ZM264 212L263 211H260V213ZM131 213V214H130ZM164 213V212H163ZM186 213V212H185ZM211 213V215H213ZM218 213V212H217ZM216 213V214H217ZM232 213V214H233ZM245 213V212H244ZM214 213V215H216ZM241 214V212H240ZM259 214V213H258ZM257 213H252L251 216H250V221H247L246 218L243 219V221L245 222V224H243L242 226L244 228H255L257 226V224L259 223V221H261V219L264 217L263 215L264 214H260V216L258 215ZM169 216V215H168ZM263 216V217H262ZM236 217V216H235ZM242 217V215H241ZM240 217V218H241ZM104 219V218H103ZM48 220V219H46ZM57 220V219H56ZM169 220V221H168ZM219 220V219H217ZM49 222V221H48ZM183 222V221H182ZM239 221H237L238 223ZM234 223V222H232ZM162 224H164V226H162ZM264 224V222H263ZM262 224V225H263ZM234 225V224H232ZM241 225V224H240ZM207 227H209L208 225H206ZM235 226V225H234ZM59 227V226H58ZM215 227V226H214ZM218 226H216L217 228ZM236 227V226H235ZM242 227V228H243ZM60 228V227H59ZM219 228V227H218ZM217 228V229H218ZM240 228V227H239ZM241 228V230H242ZM264 228V227H263ZM223 229V228H222ZM217 231V230H216ZM262 232V231H261ZM65 233V231H64ZM134 233L135 236H133L132 234ZM215 235V234H213ZM253 236V238H254ZM263 236V234H262ZM259 237V236H258ZM88 239V238H87ZM92 238H89L87 241L89 242ZM149 239V238H148ZM81 240H84V239H81ZM94 240V239H92ZM256 240V239H255ZM80 241V239L78 240ZM258 241V238L257 240ZM93 242V243H94ZM115 243V242H114ZM141 243V242H139ZM146 243V242H145ZM258 243V242H257ZM83 244H86L83 243ZM143 244V243H142ZM252 244V243H251ZM97 247V246H96ZM95 247V248H96ZM108 247V246H107ZM137 247H140L139 244ZM136 247V248H137ZM142 247V246H141ZM83 248V247H82ZM135 248V249H136ZM249 248V247H248ZM103 249V248H102ZM146 249V248H145ZM233 249V248H232ZM158 250V251H159ZM140 251V250H139ZM231 251V250H230ZM234 252L235 253V250L234 251H231V253ZM249 252V251H248ZM229 252V254H231ZM242 253V252H241ZM27 254V253H26ZM39 254V253H38ZM145 255V253H143ZM12 255V254H11ZM153 255V254H152ZM233 255V254H232ZM13 256V255H12ZM37 256V255H36ZM41 256V254H39V257ZM257 257V256H255ZM264 257V256H263ZM37 258V257H36ZM34 259V258H33ZM40 259V258H39ZM262 259V258H261ZM38 260V258L36 259V261ZM53 260V259H52ZM249 260V259H248ZM11 261V260H10ZM15 261L16 258H15ZM55 262V261H53ZM248 262V261H247ZM262 262V261H261ZM145 263V262H144ZM235 263L237 264H245L246 261L243 259V258H239L238 261H236ZM249 263V262H248ZM259 263V262H258ZM9 264V263H8ZM147 264V263H146ZM264 264V262H263Z\"/></svg>","mask_w":264,"mask_h":264}]
</instances>
